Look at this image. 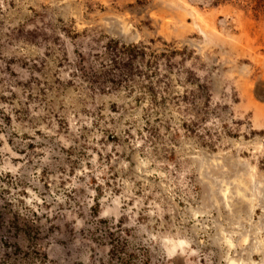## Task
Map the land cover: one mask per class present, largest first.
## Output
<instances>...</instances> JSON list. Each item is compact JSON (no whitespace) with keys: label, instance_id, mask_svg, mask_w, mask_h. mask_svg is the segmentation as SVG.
Segmentation results:
<instances>
[{"label":"rangeland","instance_id":"374dc122","mask_svg":"<svg viewBox=\"0 0 264 264\" xmlns=\"http://www.w3.org/2000/svg\"><path fill=\"white\" fill-rule=\"evenodd\" d=\"M0 0V264H264V2Z\"/></svg>","mask_w":264,"mask_h":264},{"label":"trees","instance_id":"16d2710c","mask_svg":"<svg viewBox=\"0 0 264 264\" xmlns=\"http://www.w3.org/2000/svg\"><path fill=\"white\" fill-rule=\"evenodd\" d=\"M255 1H256V4H261V3L264 2V0H255ZM247 3H248L249 5H252V4H253L252 0H247Z\"/></svg>","mask_w":264,"mask_h":264}]
</instances>
